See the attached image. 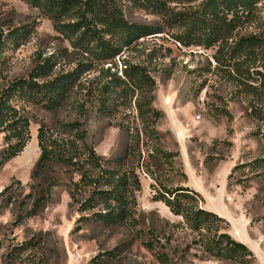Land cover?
I'll return each instance as SVG.
<instances>
[{"label":"rangeland","instance_id":"rangeland-1","mask_svg":"<svg viewBox=\"0 0 264 264\" xmlns=\"http://www.w3.org/2000/svg\"><path fill=\"white\" fill-rule=\"evenodd\" d=\"M123 3L131 22L162 23L158 16ZM257 24L264 27V12ZM17 28L27 33L26 39H19L17 44L12 42L13 36L7 38L0 53L4 80L28 75L49 56L57 61L58 74L72 71L87 60L40 10L24 0H0V31L8 33ZM257 28L255 23L243 31ZM214 51L186 47L171 32L151 35L125 48L111 63L95 64L60 109L50 111L29 105L26 113L31 117L32 140L20 155L0 166V264H88L100 253L115 248H119V254L108 264H235L204 255L195 243L196 233L184 225L183 218L153 199L152 179L146 174L142 175V190L137 194L141 233L125 224L107 227L94 221L78 231V205H73L69 194L77 177L70 167L62 165H54L51 171L58 182L51 202L37 214L26 215L34 199L48 186L45 174L34 176L41 152L37 135L42 123L57 135L60 123L79 121L86 130L87 142L102 156L125 151L129 136L118 123L126 118L133 120L131 104H122L121 113L108 118L98 112L97 98L101 84L111 73L118 71L120 75L126 62L149 63L154 71V105L164 112L158 123L163 146L180 152L176 166L187 173L184 180L181 173L172 172L174 180L200 192L204 207L227 218L235 239L254 252L256 264H264V177L253 178L246 171H236L228 179L235 165L262 155L263 144L253 135L257 126L246 113L247 103L241 98L231 100L233 85L209 71L215 66ZM220 99L228 102L233 120L216 116ZM5 150L0 133V160ZM238 179L248 182V187L237 184ZM27 242L31 245L26 248ZM15 249L20 255H11ZM162 256L165 261L160 259Z\"/></svg>","mask_w":264,"mask_h":264},{"label":"trees","instance_id":"trees-1","mask_svg":"<svg viewBox=\"0 0 264 264\" xmlns=\"http://www.w3.org/2000/svg\"><path fill=\"white\" fill-rule=\"evenodd\" d=\"M24 1L40 10L87 60L72 71L58 74L57 61L49 56L39 61L28 75L11 80H4L0 65V133L6 144L0 166L20 155L32 140L31 117L26 113L29 105L50 111L60 109L82 85V76L95 69V64L111 63L141 38L171 32L186 47L215 50V66L209 71L233 85L235 92L230 99H243L247 115L256 122L253 135L262 142L263 154L235 165L228 179L236 171H246L253 178L264 177V27L257 26L264 12V0ZM124 1L158 16L162 23L131 22L125 16ZM255 23L257 31H243ZM26 34L18 28L8 33L0 31V53L9 36L18 44L19 39H26ZM122 70L120 75L118 71L111 73L101 84L97 110L105 117L115 118L121 113L122 104H131L133 120L126 118L118 123L129 136L125 151L121 155L102 156L87 142L86 130L79 121L60 123L57 135L42 123L37 135L41 152L34 176L45 174L48 186L34 199L26 215L37 214L51 202L58 183L51 171L54 165H62L70 167L77 177L69 194L73 205H78V231L94 221L107 227L125 224L141 233L137 194L142 190V175L146 174L152 179L153 199L165 203L173 214L183 218L184 225L196 233L195 243L202 247L207 258L256 264L254 252L231 234L228 219L205 208L200 192L174 180L172 172L181 173L184 180L187 173L176 166L180 152L163 146L158 123L164 112L154 105L157 81L149 63L126 62ZM220 101L216 116L233 120L228 102ZM237 184L244 188L249 185L241 179ZM30 245L27 242L25 247ZM17 250L11 255H20ZM118 250L100 253L88 264H108L117 258ZM160 259L165 261L163 256Z\"/></svg>","mask_w":264,"mask_h":264}]
</instances>
